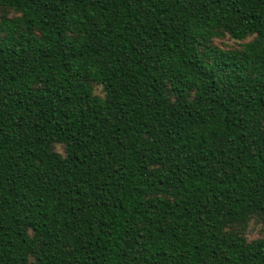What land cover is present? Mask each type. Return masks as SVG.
Masks as SVG:
<instances>
[{
  "label": "trees",
  "instance_id": "obj_1",
  "mask_svg": "<svg viewBox=\"0 0 264 264\" xmlns=\"http://www.w3.org/2000/svg\"><path fill=\"white\" fill-rule=\"evenodd\" d=\"M0 7V264H264V0Z\"/></svg>",
  "mask_w": 264,
  "mask_h": 264
},
{
  "label": "rangeland",
  "instance_id": "obj_2",
  "mask_svg": "<svg viewBox=\"0 0 264 264\" xmlns=\"http://www.w3.org/2000/svg\"><path fill=\"white\" fill-rule=\"evenodd\" d=\"M12 12L8 9L0 7V18L2 17H11ZM218 47L230 50L237 49L240 46V43L231 41L229 38H225L223 40H217L214 42ZM263 228L259 221L253 219L246 226L243 231V235L248 239V241H252L256 238H260L262 236Z\"/></svg>",
  "mask_w": 264,
  "mask_h": 264
}]
</instances>
